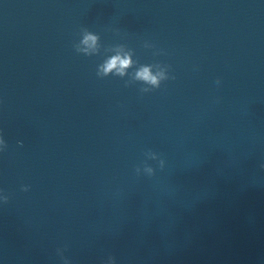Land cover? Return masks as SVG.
Segmentation results:
<instances>
[{"label": "water", "instance_id": "1", "mask_svg": "<svg viewBox=\"0 0 264 264\" xmlns=\"http://www.w3.org/2000/svg\"><path fill=\"white\" fill-rule=\"evenodd\" d=\"M0 141V264H264V0H0Z\"/></svg>", "mask_w": 264, "mask_h": 264}, {"label": "clouds", "instance_id": "2", "mask_svg": "<svg viewBox=\"0 0 264 264\" xmlns=\"http://www.w3.org/2000/svg\"><path fill=\"white\" fill-rule=\"evenodd\" d=\"M87 39H90V40H94L95 38L94 37H91L89 36ZM119 61V57L117 58H114L112 59L105 67V71L107 72L108 70H110L112 67H114L117 62ZM120 63L122 65H127L128 61L127 60H124V61H120ZM141 76L145 77V78H148V71L147 69H145L142 73H140ZM154 79V78H153ZM2 142V141H0ZM262 167H264V165H261ZM23 191H28V187H25L22 189Z\"/></svg>", "mask_w": 264, "mask_h": 264}]
</instances>
